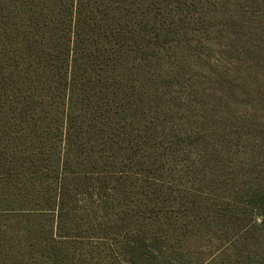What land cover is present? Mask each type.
Instances as JSON below:
<instances>
[{
  "label": "trees",
  "instance_id": "1",
  "mask_svg": "<svg viewBox=\"0 0 264 264\" xmlns=\"http://www.w3.org/2000/svg\"><path fill=\"white\" fill-rule=\"evenodd\" d=\"M0 264H264V0H0Z\"/></svg>",
  "mask_w": 264,
  "mask_h": 264
}]
</instances>
